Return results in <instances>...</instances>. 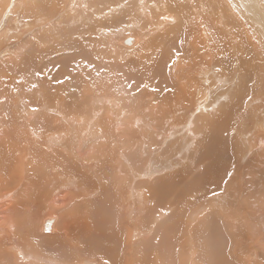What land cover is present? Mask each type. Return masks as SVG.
I'll use <instances>...</instances> for the list:
<instances>
[{
	"label": "bare ground",
	"instance_id": "bare-ground-1",
	"mask_svg": "<svg viewBox=\"0 0 264 264\" xmlns=\"http://www.w3.org/2000/svg\"><path fill=\"white\" fill-rule=\"evenodd\" d=\"M124 1L125 4L131 3L126 5L132 11L135 10L131 5L139 4L135 12L144 19L156 15L161 23L172 24L166 30L169 43L159 38L165 34L157 36L160 39H157L158 43L165 42L159 43L164 49H161L160 57L152 65L150 63L152 74L161 77L164 83L162 87L158 85L163 95L156 103L150 98L149 103L136 106L131 95L134 93L129 94L126 87L123 93H119L118 82L109 83L108 80L105 83L86 70V66L81 67L84 62L79 58H88L92 53V56L104 59L123 45L120 46L121 39L107 33L104 38L88 41L79 37L81 30L69 26L79 21L85 26L90 15L96 16L90 13L91 8H97L101 15L109 18L111 11H118V5L124 6L121 5L122 0H0V264H37V260L42 259L50 263L54 260L53 264H96L97 261L90 260L89 256L98 258L100 264H110L115 258V262L120 264H162L166 252L162 255L160 245L165 246L162 243L166 244L167 239L162 238L163 224L158 220L160 224L154 223L162 215L170 222L169 228H174V235L184 240L180 239L177 250L173 248L176 256H172L174 262L170 264H194L192 251L196 248L194 243H200L198 232L203 236L211 235L205 243L210 248L207 253L211 264L227 263L223 252L236 255L233 260L238 258L248 264H264L261 258L264 255V192L245 209V203L251 202L252 191L261 179L255 171L256 165L252 164L254 155L256 150L264 153V15L257 8V1L210 0L212 4L219 2L213 5L215 15L209 10L212 8L208 6L211 4L209 0H187L186 3L184 0ZM209 15L212 18L207 17ZM95 23L87 24L84 34H98L99 28ZM143 34L147 35V32ZM61 37L65 39L61 45H49ZM141 41L142 36L139 35L127 37L123 43L133 48ZM115 42L119 45L112 44ZM46 45H49V50H45L47 53L43 50ZM159 45L153 48L158 49ZM63 48L70 52L58 59L48 56L53 50L57 52ZM88 50L89 55L84 54ZM78 51L84 55L77 54ZM47 56L50 59L47 60ZM81 72L88 75L90 97L86 95L89 93L86 89H81L85 81L82 83L81 78V81L76 78ZM18 84V88H14ZM167 87H174V90L167 91ZM94 90L100 93L111 90L122 106L116 112L133 114L121 116L128 117V121L121 125L114 121L115 113L106 101L98 105L106 115L98 117V125L93 128H99L97 133L103 138L108 135L111 141L109 147L113 149L102 151V154L113 171L110 185L116 186L113 190L115 195L111 197L113 193L106 188L109 193L99 199L95 185L79 187L81 194L79 191L77 194L84 200L80 220L83 231L73 238L70 224L62 222L66 215L61 217L57 213L61 212L58 208L68 209L71 204L66 194L56 195L59 190L57 181L61 182V179L58 176H53L55 181L50 176L48 179H36L37 185L47 187L40 194H33L32 188L26 186L34 183L30 175L32 167L35 172L42 167L53 171L60 165L69 167L75 163L80 166L89 160L83 147L87 136L92 133L93 120L97 118L93 104L96 96L91 93ZM148 93L147 97L151 94ZM59 96L62 97L57 100ZM85 100L88 105L81 106ZM256 130L263 134L256 135ZM201 135L203 139L199 138ZM66 154L70 161H65ZM185 162L186 168L183 166ZM197 169L201 174L193 177ZM69 170L63 171L71 175ZM167 170L172 172H168L170 177L165 174ZM163 173L165 180L158 176ZM84 174L82 180L90 182L89 173L84 171ZM155 174H158L155 179L159 184H153L154 181L153 185L147 183ZM263 175L264 172L261 173L264 178ZM137 179L143 181L138 182ZM72 181L75 184L76 180ZM142 186L145 188L143 193L140 190ZM227 188L230 194L225 192ZM175 192L185 195L179 197ZM175 195L178 197L174 200ZM165 196L170 200H163ZM30 197L35 200L33 204V199L31 203L27 200ZM155 197L160 200L159 206L163 203L159 208L161 213L153 217L146 215L149 219L145 215L141 217L145 208L156 213ZM218 202L223 203L215 205ZM147 204H150L149 208ZM179 205L182 212L177 216L175 212ZM225 205H233L237 210ZM212 207L217 215L215 219L210 211L206 216L202 215ZM43 208L53 211L48 210L49 214L44 218H49H43L42 222L44 232H51L54 225L53 233H45L50 237L36 234L35 223L39 222L37 218ZM55 216L57 221L52 218ZM167 220L162 221L165 223ZM179 221L183 223L182 227ZM137 224L145 231L140 230ZM154 230V234L160 237L157 242L152 244L149 238L136 242L138 237ZM61 232L70 236V244ZM225 232L234 237L231 239L234 245L224 250L225 240L222 242L215 236ZM57 239L64 242L59 248L66 249L65 259L47 251V248H55L53 245ZM149 244L153 247L147 251ZM183 247L187 248L188 255ZM218 256L221 257L219 262ZM229 264H233L231 260Z\"/></svg>",
	"mask_w": 264,
	"mask_h": 264
},
{
	"label": "rangeland",
	"instance_id": "rangeland-1",
	"mask_svg": "<svg viewBox=\"0 0 264 264\" xmlns=\"http://www.w3.org/2000/svg\"><path fill=\"white\" fill-rule=\"evenodd\" d=\"M22 1V0H21ZM130 1V0H129ZM186 1L187 0H184V2L186 3ZM255 1H257V2H255V4H256V6H257V8L259 9V10H261V13H262V15H264V0H255ZM209 2H210V0H209ZM131 4L130 2H127L126 4ZM211 4H208V6H212V8L210 9L209 8V10H212L213 11V13L212 14H214L215 15V10H214V6L213 5H218L219 4V2L217 1V2H215V3H213L212 4V2H210ZM125 4V1L124 0H122V3H121V5H124V6H120V5H118V11H116V10H113V11H111L112 13L109 15V18H108V16H105V15H101V13H100V11L99 10H97V8L95 9V8H91V9H89L91 12V14H96V16H94V15H92V17H91V15L89 16V19H87L86 21H85V26H83V25H81V21H79L77 24H71L70 26H69V28H78V30H81L82 31V33L81 32H79V37L80 38H82V37H84V39H86V40H88V41H92V39L94 38L95 39V41L96 40H98V39H101V38H104V37H106V35L108 34L109 36H112L113 35V37L115 38V39H121V45L120 46H122L123 48H118L117 50L115 49V51H113V53L110 55V56H106V57H104V59H99V56H95V55H93L92 56V53H91V56L90 57H83V58H79V59H81V62H84V63H81V67L83 68L84 66H86L87 68H85L86 70H88V71H91L92 72V74H93V76H96V77H99V79L100 80H102L103 82L104 81H106L105 83H107L108 82V80L110 81L109 83H112L113 81L115 82H118L120 85H119V87H118V89H119V93H123L124 92V90H125V87L127 88V90H129V94H131V93H134V94H131V95H133V96H131V97H133V103H136V106H138V104H140V105H143V103H149V100H151L150 98H152V100H154V103H156V102H158V100L160 99V97L163 95V91L161 92L160 91V89L158 88V85H160L161 87H162V84H164V83H162L161 82V80L160 79H162L161 77H159L158 78V76H156V75H153L152 74V72H151V68H150V66L152 65V63H153V61H155L158 57H160V55H161V53H162V51H163V49H164V47H161L162 45H159V43L162 41V40H165V42H170V37H166V30H167V28L169 27V26H171L172 24H165V23H161L159 20H158V18H157V16L156 15H152V17H149L148 19H149V21H148V19H144V17L143 16H139V14L138 13H136L135 11L136 10H138V6H139V4H134V5H131V7H133V9L135 10V11H132V10H129V7L127 6ZM138 5V6H137ZM120 6V7H119ZM130 6V5H129ZM126 7V8H125ZM120 8V9H119ZM99 11L98 12V14L95 12V11ZM117 13H116V12ZM131 11V12H130ZM128 13H130V14H128ZM131 15V16H130ZM120 16V17H119ZM133 16V17H132ZM141 17V18H140ZM207 17H209V18H212L210 15L209 16H207ZM95 18V19H94ZM111 18V19H110ZM112 18L114 19V20H112ZM141 20H140V19ZM155 18V19H154ZM157 18V19H156ZM124 19V20H123ZM139 19V20H138ZM152 19L154 20V21H152ZM143 20V21H142ZM145 20H147V21H145ZM130 21V22H129ZM140 21L142 22V23H140ZM95 23V25L99 28V33L98 34H88V33H86V34H84V30H86V27H87V24H89V23ZM125 22V23H124ZM159 22V23H158ZM121 23V24H120ZM145 23V24H144ZM153 23V24H152ZM155 23V24H154ZM113 24V25H112ZM151 24L152 26V28L149 26V25ZM162 24V25H161ZM99 25H101V26H99ZM106 25V26H105ZM110 25V26H109ZM141 25H143V26H141ZM146 25V26H145ZM154 25V26H153ZM159 26V27H158ZM103 27V28H102ZM143 27H145V31H143L144 30V28ZM142 28H143V30H142ZM138 29V30H137ZM150 30V31H148V30ZM142 30V31H141ZM152 30H154V31H152ZM105 33H104V32ZM112 31V32H111ZM146 33L147 32V35L146 34H143V33ZM151 32V33H150ZM107 33V34H106ZM160 33L161 34H165V35H163V38H162V36L160 37L159 35H160ZM80 34H81V36H80ZM155 34V35H154ZM139 35H141L142 36V43L140 42V43H138V44H136V45H134L135 47H130V46H127L126 44H124L123 43V40L124 39H126L127 37H132V36H136V37H138ZM101 36V37H100ZM157 36H159V38L161 39V41L158 43V40H160L159 38H157ZM164 36H165V38L167 39H165L164 38ZM154 37V38H153ZM146 38V39H145ZM144 39V40H143ZM150 39V40H149ZM158 39V40H157ZM65 40V39H64ZM64 40L62 39V37L60 38V40L58 41V42H55V43H52V44H49V45H55V46H57V45H61L63 42H64ZM154 40H155V42H154ZM143 41H144V43L145 44H143ZM150 41V42H149ZM154 43H153V42ZM239 41V40H238ZM66 42H67V39H66ZM148 42V43H147ZM164 41L163 42H161V43H165ZM168 42V43H169ZM113 45H115V46H117V45H119V44H117L116 42L115 43H112ZM117 44V45H116ZM157 44L159 45V47H156V48H158V49H155V48H153L155 45L157 46ZM49 45H46V46H44L43 48V50L45 51V50H49V49H47L48 47H49ZM66 45H67V43H66ZM146 45V46H145ZM148 45V46H147ZM93 45H91L90 46V48L92 47ZM26 47H28V45L26 46ZM127 47H130V48H127ZM89 48V49H90ZM152 48H153V50H152ZM123 49H125L124 51H123ZM160 49V50H159ZM161 49H162V51H161ZM105 50H107V49H105ZM110 50H112V47H111V49ZM113 50H114V48H113ZM47 51H45V53H47ZM118 51V52H117ZM155 51V52H154ZM51 52V51H50ZM70 51L69 50H67L66 48H63V49H61V50H59V51H57V52H54V50L51 52V53H49L48 54V56L50 57V58H53V57H56L57 59L58 58H61L63 55H65V54H68ZM88 52H90L89 50L88 51H86L84 54H88L89 55V53ZM100 52V51H99ZM57 53V54H56ZM65 53V54H64ZM75 54H76V52H74ZM82 52H80V51H78V53L77 54H80L81 56L82 55H84V54H81ZM158 53V54H157ZM103 54H105V52H103ZM47 56V60L48 59H50L49 57ZM52 56V57H51ZM102 56V55H101ZM100 56V57H101ZM97 57V58H96ZM92 58V60H89V59H91ZM96 58V59H95ZM99 59V60H98ZM86 60H88V61H86ZM94 60H96V61H94ZM102 60V61H101ZM148 60V61H147ZM92 61V62H91ZM137 61V62H136ZM139 61H140V63H139ZM144 62V64H146V66L144 65V64H142ZM120 63V64H119ZM150 63H151V65H150ZM143 65V66H142ZM102 66V67H101ZM117 66H118V68H117ZM144 66H145V69H144ZM149 66V67H148ZM91 67V68H90ZM115 67V68H114ZM143 67V68H142ZM146 67H148V68H146ZM142 69V70H141ZM134 70V71H133ZM146 70V71H145ZM118 71V72H117ZM221 71V70H220ZM90 72V73H91ZM221 72H225V71H221ZM8 73H10V71H8ZM104 73V74H103ZM225 73H228V72H225ZM11 74V73H10ZM9 74V75H10ZM141 74V75H140ZM151 74V75H150ZM86 75V73H83V72H81L80 74H79V76L77 75L76 76V78H77V80H79L80 78L83 80L82 81V83L85 81V84H83V86H82V88L81 89H86L87 91L86 92H89V93H87L86 95H88V97H90V90H89V84L87 83L88 81H87V79L88 78H86V77H88V75L87 76H85ZM107 75H111V76H108L107 77ZM153 75V76H152ZM81 76V77H80ZM114 77V78H113ZM150 77H151V79H150ZM10 78H12V75H10ZM76 78H75V80H76ZM111 78V79H110ZM154 78V79H153ZM81 79H80V81H81ZM147 79V80H146ZM156 79V80H155ZM159 79V80H158ZM123 80V81H122ZM157 82V84H156V82ZM75 82V81H74ZM160 83V84H159ZM15 85H16V83H14ZM124 84V85H123ZM126 84V85H125ZM121 85H122V87H121ZM156 85V86H155ZM18 86H19V84L15 87L14 86V88H18ZM155 86V87H154ZM159 86V87H160ZM6 87V86H5ZM87 87H88V89H87ZM238 86H235V88H237ZM7 89H9L8 87H6ZM133 90H132V89ZM145 88H146V91H147V93L148 92H150V93H148V94H150V96L148 95V97H147V93H146V91H145ZM154 88H157L156 90H154ZM124 89V90H123ZM152 89V90H151ZM159 89V90H158ZM167 91H172V89L174 90V87H172V89L171 88H165ZM238 89V88H237ZM132 90V91H131ZM42 91L43 92H45V89H42ZM107 91H108V89H107ZM106 90L104 91V93L103 92H101L100 93V91L99 90H94V91H92L91 93H93L96 97H95V102L93 103V104H95L94 105V107H95V116L97 117L96 119H94L93 120V124L91 125V131H92V133H90V136H87V139L85 140V148L83 147V149L84 150H87L88 152H89V154L87 153V151H85L86 153H85V155H87L86 157L87 158H89V160H85V162L82 164V165H85V166H82L81 164H80V166H77L75 163H73V164H69V167H65V166H63V165H60V168H57V169H53V171H49L48 169H44V168H46V167H42L39 171H37V172H35V171H33L34 170V167H32V170H31V172H30V175H31V177L33 178V181H34V183H32V185H28V186H26V187H29V188H32V193L33 194H35V193H37V194H40V193H42V192H44V190L47 188V187H45V188H43V186L44 185H40V184H38L37 185V183H36V179H39V178H43L44 179V177L46 178V179H48L49 178V176H50V179H51V177H52V180H54L55 181V179H54V177H56V176H58L57 178H59V179H61V182L60 181H57V186L59 187V190L57 191V194L56 195H60V194H63V195H67V201L69 202L70 201V203L71 204H69V207H68V209H66V208H61V209H59L58 208V210L59 211H61V212H57V213H59L60 215H61V217H62V215L64 214V215H66L65 216V219L62 221V222H68L69 224H70V231H71V237H73V238H75L77 235H79V232H82L83 230H81L82 229V227L80 226V220H81V218H82V209H81V204L82 203H84V200H82L81 198H79L80 197V195L79 194H77V192L79 191V193H80V186H82L83 188H88L89 186H92V185H95L94 187H96L97 188V192H96V196L99 198V199H101V198H104L108 193H109V189L111 190V192L113 193L112 194V196L111 197H113L114 195H115V192L113 191L115 188H116V186H112V185H110L111 184V181L113 180L112 179V177H113V171L110 169V162L104 157V155L102 154V151H105V150H112L113 148L112 147H109L110 146V144H111V141L109 140V136L108 135H104V136H107L106 138H103L101 135H99L98 133H97V131L99 130V128L98 129H96V128H93V126L94 125H98V117H102V116H104V115H106V114H104V112H102L101 110H100V108L98 107V105H100L101 103H105V101H106V103H108L107 105L112 109V111H114V113H115V115H114V118H115V122H119L120 124L121 123H123L124 121H128V117L125 119L124 117H121V116H125V115H127L128 116V114L129 115H132L133 114V112H132V114H131V112H122L121 114H118L117 112H116V110L117 109H120V108H122V106H121V103L119 102V100L117 99V98H114V95L113 94H111V90H109V93L107 92ZM143 91V92H142ZM114 92H115V90H114ZM154 92V93H153ZM96 93V94H95ZM98 93H100V94H98ZM162 93V94H161ZM145 94V95H144ZM94 95H92L91 94V97H93ZM103 97H102V96ZM153 95V96H152ZM61 97L62 96H59L58 97V99L57 100H60L61 99ZM108 97V98H107ZM156 99H155V98ZM100 98V99H99ZM103 98H106V99H103ZM139 98V99H138ZM146 98H148V100L146 99ZM89 99H91V102H92V98H89ZM102 99V100H101ZM136 99V100H135ZM39 100H40V98H39ZM39 100H35L34 102H38ZM98 100H100V101H98ZM104 100V101H103ZM112 101V102H111ZM79 102V101H78ZM101 102V103H100ZM138 102H141V103H138ZM80 103V102H79ZM110 103V104H109ZM116 103V104H115ZM84 104L85 105H88V103L86 102V100L83 102V104H81V106H84ZM114 104V105H113ZM117 104H119V105H117ZM139 105V106H140ZM83 109H84V107H83ZM98 111H100L101 112V114H100V112L98 113ZM246 111H248V110H246ZM141 113H142V111H140ZM97 114V115H96ZM99 114V115H98ZM142 115L144 116V113H142ZM259 115H263L262 113H260ZM121 117V118H120ZM119 118V119H118ZM129 121H132L131 119H129ZM85 123H81L80 125H84ZM122 125V124H121ZM122 128H124L123 126H122ZM255 133H256V135H262L263 133H262V131L261 130H256L255 131ZM96 136V137H95ZM203 136L201 135L199 138L200 139H203L202 138ZM100 138V139H99ZM103 140H106V142H102ZM140 141V140H139ZM91 143V144H90ZM102 146H100V145ZM95 145V146H94ZM107 146V147H106ZM91 150V151H90ZM92 153V155H91V153ZM99 152V153H98ZM67 155V154H66ZM253 155H254V153L252 154V156L251 157H253ZM99 156V157H98ZM68 158H69V156L67 155V160L65 159V161H70V158H69V160H68ZM106 159V160H105ZM254 159H255V162H253L252 161V164L256 167V169H255V171H256V173L259 175V178H261L260 179V182H262V185L260 184V182H259V186L257 187L256 186V188H255V190H256V192H255V190H254V192L252 191V199H251V202H247V203H245V206L246 205H248L249 203H251V204H253V201H255V200H257L258 198H261V193L262 192H264L263 190H264V178L261 176V173L262 172H264V153H262V152H258L257 150H256V153H255V155H254ZM99 162H101L100 164H99ZM88 163V164H87ZM90 163V164H89ZM103 164V165H102ZM261 164V165H260ZM91 166V167H89V166ZM101 165V167H99ZM109 167H108V166ZM183 166H185V168H186V166L188 167V165H187V163L185 162L184 164H183ZM65 167V168H64ZM72 167V168H71ZM83 167H84V169H83ZM102 168V169H101ZM104 168V169H103ZM261 168V169H260ZM59 169H61V171L59 170ZM64 169H67V170H69V171H71V175H66L67 173H66V171H63ZM100 171H98V170ZM119 169H121V167H119ZM47 170V171H46ZM58 171V172H57ZM68 171V172H69ZM84 171L86 172V173H89V178H91V180H90V182L88 181V182H86V181H83L82 180V177L83 176H85V174H84ZM42 172H43V174H42ZM77 172V173H76ZM99 172V173H98ZM166 172V171H165ZM164 172V173H165ZM168 172L170 173L171 171H168L167 170V172L165 173L166 175H168V177H170V174H168ZM45 173V174H44ZM164 173H163V175L162 174H160V175H158V174H155L152 178H150V179H148V181H147V183H149V184H152L153 183V181H154V183L153 184H155V183H157V184H159V182H158V180H156L155 179V177H156V175H158V176H160L159 178H163L164 180H165V175H164ZM172 173V172H171ZM198 173H200L201 174V172H200V169L198 170H195V172L193 173L194 174V176L193 177H197L199 174ZM54 174V175H53ZM95 174V175H94ZM98 174V175H97ZM99 174H101V175H99ZM36 175V176H35ZM97 175V176H96ZM104 175V176H103ZM111 176V177H109L108 178V176ZM197 175V176H196ZM37 176H39L38 178H37ZM54 176V177H53ZM65 176V177H64ZM80 176V177H79ZM164 176V177H163ZM264 176V175H263ZM68 177V178H67ZM101 177V178H100ZM167 177V176H166ZM72 179H75L76 181H75V184H74V181H72ZM107 179V180H106ZM153 179V180H152ZM158 179V178H157ZM163 180V181H164ZM53 181V182H54ZM83 181V182H82ZM95 181V182H94ZM99 181V182H98ZM110 181V183L108 184V182ZM137 181L138 182H141V181H143V180H141V179H137ZM162 181V182H163ZM94 182V183H93ZM68 183V184H67ZM103 183V184H102ZM107 183V184H106ZM35 184V185H34ZM53 184H55V183H53ZM135 185L137 184V183H134ZM152 184V185H153ZM109 185V186H108ZM36 186V187H35ZM88 186V187H87ZM233 186H234V184H233ZM106 188H109V189H106ZM222 190H223V187L221 188ZM258 189V190H257ZM140 190H141V192L143 193V191L145 192V188H144V186H142L141 188H140ZM228 190V191H227ZM170 192H172L171 190H170ZM225 192H227L228 194H230V191H229V189L227 188L226 190H225ZM101 193H102V195H103V197H101L102 195H101ZM177 192H175V194H176ZM256 193V194H255ZM16 194H17V192H16ZM46 194V192L44 193V195ZM81 194V193H80ZM178 195H179V197L182 195V197L185 195V194H183L182 192L180 193V192H178L177 193ZM176 194V195H177ZM255 194V195H254ZM23 195H25V194H23ZM76 195H78V196H76ZM174 196L173 198H174V200L178 197V196ZM194 195V194H193ZM16 196V195H15ZM73 197V198H71V197ZM216 197H218V196H214V198H216ZM249 197V196H248ZM87 198V197H86ZM168 198L169 197H167V196H165V198L163 199V200H168ZM245 198V197H244ZM243 198V199H244ZM31 199H33V198H28L27 200H29V203H31L32 202V200ZM74 199V202H72L71 200H73ZM155 199V200H154ZM172 199V198H171ZM253 199H255V200H253ZM169 200H170V198H169ZM168 200V201H169ZM253 200V201H252ZM153 201H154V206H156V213H152V212H150V211H148V210H146V208L144 209V213H142V215H141V217H144V215H145V217H146V215H150L151 217H153V216H156L157 214H159V213H161V211H162V209H161V211H159V208L161 207L162 208V205H163V203H162V205L161 206H159V199L158 198H153ZM35 202V200L33 199V202H32V204ZM50 202V201H49ZM155 202H157V203H155ZM170 203V202H169ZM223 202H218V203H216L215 205H220V204H222ZM225 204V203H224ZM80 205V206H79ZM214 205V209L216 208V206ZM42 206H43V204H42ZM42 206H41V208H42ZM45 206V205H44ZM147 206H148V204H147ZM226 206V205H225ZM150 207V204H149V206H148V208ZM227 207V206H226ZM40 208V209H41ZM77 208H79V212H77ZM179 208V209H178ZM225 207H221V209H224ZM227 208H229V209H231V210H237V207H235V206H230V207H227ZM247 208V206L245 207V209ZM214 209H213V207L212 208H210V210H206L204 213H202V215L203 216H206L207 215V212L208 211H210V213L212 212V218H214L215 219V217L217 216L216 215V213H214ZM49 209H42L41 211H40V213H39V218H37V220L39 219V222L38 221H36V223H35V228H36V234H42L41 235V237H50L48 234H45V233H53L54 232V225H53V230L51 231V232H44L43 230H42V225H43V223L42 222H44L43 221V218H44V216H46V215H48L49 213L47 212ZM146 210V211H145ZM182 208H181V206L179 205V207L177 206V210H176V212L175 213H177V216L179 215V213H181L182 211ZM235 210V211H236ZM50 211V210H49ZM50 212H53V211H50ZM77 212V213H76ZM150 212V213H149ZM209 213V212H208ZM52 214H54V213H52ZM215 214V215H214ZM23 216H26L25 214H22ZM148 217V216H147ZM146 217V218H147ZM46 218H49L48 216L47 217H45L44 218V220L46 219ZM52 218H56V221H57V217L55 216V217H52ZM163 218V219H162ZM148 219H149V217H148ZM167 220V218L165 217V216H160V218L158 217V218H156L155 219V221H154V223L155 222H157V223H159V222H161V224H163L162 226L163 227H161V229H162V238H165V239H167L166 240V244H168V245H166L165 243H162V245H165V246H162L161 247V245H160V250H162V255H165V254H163V252H166V255L163 257V256H161V258L164 260V263L165 264H170V263H173L174 262V259H173V257L175 258V250L174 249H176L177 250V246H178V244L180 243V241L183 239V237H178V236H176V235H174V228L172 229V228H169L170 227V225L168 224V223H170L168 220L164 223L162 220ZM159 222H158V221ZM244 220V219H243ZM55 221V222H56ZM78 221V223H76ZM215 221V220H214ZM179 223V225H180V223H181V226L180 227H182L183 226V223L181 222V221H179L178 222ZM160 224V223H159ZM166 224H168V225H166ZM219 224H220V222H219ZM120 223H119V221H118V228H119V231H121V229H120ZM137 226H138V228L140 229V230H142V231H145L143 228H140L141 227V225L140 224H137ZM144 226H145V228H146V223L144 224ZM164 227H165V229H164ZM179 227V228H180ZM41 228V229H40ZM68 228H69V226H68ZM219 228L221 229V226H219ZM168 229V230H167ZM38 230V231H37ZM122 230H124V229H122ZM170 230H172V231H170ZM44 233H43V232ZM163 231H164V233H163ZM154 232H155V230L152 232V233H150V234H145L146 236H142L141 238H137L136 239V242H138V241H141V239L142 240H145V239H148L149 238V240L151 241V243L152 244H154L155 242H157L158 241V239L160 238L159 237V235H156V234H154ZM172 232V233H171ZM207 231H204V233H206ZM241 232V231H240ZM244 231H242L241 233H243ZM200 234V235H199ZM61 235H63V237H65V239L66 240H69L70 239V236H67V234H64V233H62L61 232ZM170 235V236H169ZM204 234L203 233H200V232H198V234H197V238L200 240V243H194V246H196V248H193L194 249V252L192 251V253H193V262H194V264H211L210 263V260H209V254L207 253L208 252V250L210 249L209 247H207L208 245H206L207 243V238L208 237H210L209 235L208 236H203ZM169 236V237H168ZM177 238V240H176V238ZM220 236H223V237H220ZM151 237V238H150ZM215 237H218V238H220L221 240L220 241H222V242H224V240H225V242H224V250L227 248V247H229L230 246V248H233V246L232 245H234L233 244V242H232V240H233V236L232 237H230V235H229V232H225L224 234H222V235H217V236H215ZM224 238V239H223ZM228 238H230V239H228ZM34 239H36V238H34ZM181 239V240H180ZM232 239V240H231ZM58 241H56L55 242V244L53 245L55 248H50V250H48V248H47V251H49L50 253H53L54 255H59V256H61L62 257V259H65V257L67 256V251H65L66 249H60L59 248V246L61 245V244H63L64 242L62 241V240H60V239H57ZM176 241V242H175ZM184 240H182V242H183ZM219 241V244L218 245H220V242ZM65 242H67V241H65ZM69 242V244H70V240L68 241ZM67 242V243H68ZM159 243V242H158ZM206 243V244H205ZM64 245V244H63ZM172 245H173V247H172ZM177 245V246H176ZM198 245V246H197ZM205 245V246H204ZM57 247V248H56ZM65 247V246H64ZM153 247V246H152ZM152 247H151V245L149 244L148 246H147V248H148V250L147 251H149L150 249H152ZM166 247V248H165ZM170 247H171V249H170ZM206 247V248H205ZM44 247H42V248H38V249H43ZM174 248V249H173ZM169 249V250H168ZM180 249H182V248H180ZM183 249H184V252H185V254L186 255H188L189 254V252L187 251V250H185V249H187L186 247H183ZM196 249V250H195ZM174 250V251H173ZM223 250V251H224ZM65 251V252H64ZM168 251V252H167ZM172 251V252H171ZM264 250H262V252H263ZM48 252V253H49ZM59 252V253H58ZM63 252V254L64 253H66L65 255H63V254H61ZM170 252V253H169ZM174 252V253H173ZM242 252V251H241ZM44 253H46V252H44ZM243 253V252H242ZM230 254H233V253H230ZM229 254V255H230ZM114 255V254H113ZM225 255V256H224ZM228 255V253H224L223 252V256H224V262H227V263H225V264H229V261L231 260L232 261V263L234 264V263H239V262H241V263H239V264H248V263H244V261H241V260H238V258H237V260L239 261H237L236 259H234L233 260V258L234 257H236V255H230L229 256ZM49 257H51L52 259H54V256H52V255H48ZM167 256V257H166ZM170 256V257H169ZM173 256V257H172ZM234 256V257H233ZM57 257V256H56ZM195 257V258H194ZM90 260H94V262H96V264L98 263V264H100V261H99V259L98 258H93L92 256H89L88 257ZM186 258H187V256H186ZM202 258V259H201ZM229 258V259H228ZM241 258V257H240ZM261 258H263L264 259V255H261ZM29 259V258H28ZM116 259V258H115ZM115 259L112 261V263L110 262V264H113V263H115V264H120V263H116L115 262ZM168 259V260H167ZM196 259V260H195ZM227 259V260H226ZM255 259V261L257 260L258 261V258H254ZM69 261H70V259H68ZM162 260V261H163ZM204 260V261H203ZM221 260V257L220 256H218V262ZM236 260V261H235ZM243 260H247V259H243ZM260 260V259H259ZM53 261L54 260H52V262L50 263V262H47V260H37V264H53ZM168 261V262H167ZM198 261H200V262H198ZM5 262V261H4ZM17 263H19L18 261H16ZM167 262V263H166ZM177 263H179L178 261H176ZM209 262V263H208ZM249 262V261H248ZM163 262H162V264H164ZM183 263H184V260H183ZM84 264V263H83ZM102 264V263H101ZM180 264V263H179ZM185 264V263H184ZM249 264H253V262H251V263H249Z\"/></svg>",
	"mask_w": 264,
	"mask_h": 264
}]
</instances>
